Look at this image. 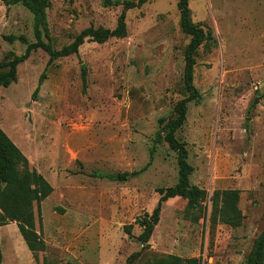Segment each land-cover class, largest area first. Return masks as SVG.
I'll list each match as a JSON object with an SVG mask.
<instances>
[{
	"label": "rangeland",
	"instance_id": "374dc122",
	"mask_svg": "<svg viewBox=\"0 0 264 264\" xmlns=\"http://www.w3.org/2000/svg\"><path fill=\"white\" fill-rule=\"evenodd\" d=\"M47 2V37L41 33V40L53 50L89 26L113 29L121 10L101 0ZM176 2L149 0L129 9L123 38L85 40L76 54L48 65L45 52L32 51L16 66L15 81L0 87V129L27 168L40 170L52 188L38 213L32 204L34 230L43 242L33 264H125L139 251L130 264L164 255L199 264L246 263L264 227V0H188L191 21L210 39L194 55L192 84L200 98L186 104L174 134L192 167L189 184L208 196L237 190L241 224L210 225L207 199L194 221L192 212L185 215V200L174 197L161 203L148 248L136 241L141 228L135 219L152 211L158 189L176 182L175 154L164 142L153 144L159 119L174 117V104L185 96L188 37L179 29ZM8 36L34 41L32 16L20 3L0 2V61L25 48ZM97 173L133 175L116 182ZM3 236L7 262L13 259L9 236Z\"/></svg>",
	"mask_w": 264,
	"mask_h": 264
},
{
	"label": "trees",
	"instance_id": "16d2710c",
	"mask_svg": "<svg viewBox=\"0 0 264 264\" xmlns=\"http://www.w3.org/2000/svg\"><path fill=\"white\" fill-rule=\"evenodd\" d=\"M149 0H101L103 6L114 4L121 5V10L116 18L113 29L84 28L78 32L72 42L53 50L48 43L41 40V33L47 37L45 23V10L49 7L47 0H0L4 5L20 3L32 16V32L34 41L27 43L22 36L5 37L8 41H18L25 44L22 54L13 55L9 60L0 61V87H7L16 79V66L27 59L32 51L41 49L47 55L46 65L57 58H63L76 54L77 48L86 40L103 43L110 38H123L125 36L124 16L129 9L139 8ZM178 26L180 31L188 37V43L183 50L182 84L185 96L173 106L174 117L167 120L159 119L160 128L154 136L153 144L164 142L175 154L177 166L176 182L173 186L158 189L157 203L152 211L144 213L135 223L141 228L136 237L140 248H148V240L154 225L158 221L161 203L167 199L179 197L185 200V215L192 212L190 216L194 221L201 217L202 203L207 199L209 202L208 222L210 225L220 223L231 229L237 228L242 221V215L237 207L238 191L235 189L214 190L208 196L206 191L190 185L188 177L192 167L187 163V151L185 144L178 141L174 134L185 119L186 104L190 101L197 103L200 96L192 84V68L194 66V55L200 45L210 39L208 32L193 23L188 10V0H177ZM44 79L42 72L37 79V84L31 94L34 98L38 88ZM80 79L82 91L85 89V67L80 65ZM20 166V169H19ZM133 175V173L104 174L97 173L99 178L109 181L122 182ZM52 191L51 186L34 169L27 168L25 157L11 142L6 134L0 129V226L7 222H14L27 250L33 261H37L36 253L43 250V242L34 230V217L32 204L39 211V203ZM131 225L123 227L125 233H129ZM140 254L132 253L126 259L125 264H130ZM1 258V255H0ZM1 264V263H0ZM145 264H199L198 259H180L173 255H164L154 258ZM245 264H264V227L252 241L250 251Z\"/></svg>",
	"mask_w": 264,
	"mask_h": 264
},
{
	"label": "crops",
	"instance_id": "0c3cea01",
	"mask_svg": "<svg viewBox=\"0 0 264 264\" xmlns=\"http://www.w3.org/2000/svg\"><path fill=\"white\" fill-rule=\"evenodd\" d=\"M37 173L40 174V170L34 168ZM41 175V174H40ZM3 234H7L9 237L7 238V246L9 248V252H11L12 259L7 262L3 260V253L1 247L5 244L3 242ZM4 243V244H3ZM19 244L21 249L23 250V255H18L15 250L16 245ZM0 263L1 264H33V259L31 257L30 252L27 250L21 236L19 235L16 225L14 222H7L5 225L0 226Z\"/></svg>",
	"mask_w": 264,
	"mask_h": 264
}]
</instances>
